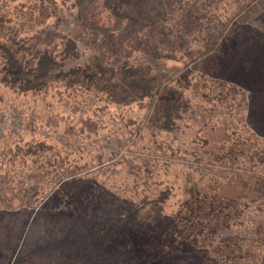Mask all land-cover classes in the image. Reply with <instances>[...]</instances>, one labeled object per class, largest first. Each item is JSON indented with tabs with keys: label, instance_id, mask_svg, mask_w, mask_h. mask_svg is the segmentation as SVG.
<instances>
[{
	"label": "rangeland",
	"instance_id": "1",
	"mask_svg": "<svg viewBox=\"0 0 264 264\" xmlns=\"http://www.w3.org/2000/svg\"><path fill=\"white\" fill-rule=\"evenodd\" d=\"M74 2L0 0V45L29 38L41 47L51 33L63 35L80 51L64 70L81 64L89 38L76 35ZM208 5L203 31L178 39L175 58L153 65L174 87V117L157 119L162 107L149 99L115 107L53 83L47 95L48 88L16 93L0 85V264H177L168 255L186 260L180 264L259 263L264 0ZM137 57L146 62V54ZM52 109L71 128L48 120ZM101 121L87 133L86 124ZM158 192L167 194L158 221L132 226L121 218L118 230L100 234V249L71 246L90 231L96 201L99 212L104 204L133 210Z\"/></svg>",
	"mask_w": 264,
	"mask_h": 264
},
{
	"label": "trees",
	"instance_id": "2",
	"mask_svg": "<svg viewBox=\"0 0 264 264\" xmlns=\"http://www.w3.org/2000/svg\"><path fill=\"white\" fill-rule=\"evenodd\" d=\"M211 1L75 0L71 8L75 18L76 35L89 38L86 60L64 70L66 62L78 58L80 51L74 38L54 33H51L50 40L41 47L29 43L31 40L29 38H24L23 41L13 40L11 45L10 42H3L0 45V85L16 93H26L44 90L53 83L64 87L65 92L74 88L79 93L84 91L86 94H93V97L98 99L94 104L101 101L106 106L115 107L128 106L149 99L156 101L158 107H162L157 119L171 118L172 113L174 117L173 102L176 98L172 92L174 87L170 83L164 84L160 81L154 73L153 65L157 63L156 60L175 58L173 52L182 50L178 39L196 36L197 32L203 31V25L210 15L205 10ZM33 13L36 12L33 10ZM38 14L44 19L47 12L41 10ZM40 32L45 33V29L42 28ZM171 36L174 40H171ZM229 50H233L232 45ZM240 51L248 50L243 46ZM142 53L147 55L145 63L137 57ZM263 64L257 65L258 71H263ZM262 81L264 83V79ZM56 91L60 94L59 99L62 98L63 93L57 89ZM44 97L49 99L51 95L48 94L49 98ZM260 99L263 101L261 105H264V95ZM51 117L57 120L60 118L54 125L63 124V127L71 128L70 124L59 123L62 122V117L53 109L47 114L48 120ZM261 118L263 127L258 132L264 135V108L261 111ZM111 121L112 125H115L113 118ZM100 124L102 121L99 124L92 123L91 127L86 124V128H89L86 129L87 133L101 129L102 125L97 127ZM157 194L154 199L150 197L141 199L140 204L133 210L127 204L109 210L108 205L104 204L102 215L96 201L91 207L92 219L87 220V225L91 226L90 231L78 235L71 246L74 247L77 241L84 244L91 242L100 249L102 240L100 234L118 230L117 224L121 218H125L132 226L148 225L152 221H158L162 215L161 205L167 194L165 192ZM182 211L179 208L176 215ZM96 240H99V243H96ZM150 244L157 245L155 239ZM103 248L106 251L104 244ZM116 254L114 251L110 253L112 257H116ZM167 258L177 264L186 261L172 259L170 255ZM258 264H264V250Z\"/></svg>",
	"mask_w": 264,
	"mask_h": 264
}]
</instances>
